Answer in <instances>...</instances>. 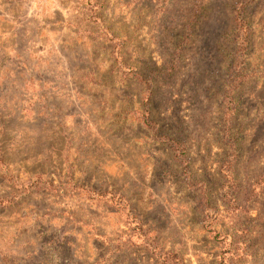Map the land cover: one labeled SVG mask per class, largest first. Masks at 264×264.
Wrapping results in <instances>:
<instances>
[{
  "label": "rangeland",
  "instance_id": "374dc122",
  "mask_svg": "<svg viewBox=\"0 0 264 264\" xmlns=\"http://www.w3.org/2000/svg\"><path fill=\"white\" fill-rule=\"evenodd\" d=\"M0 264H264V0H0Z\"/></svg>",
  "mask_w": 264,
  "mask_h": 264
},
{
  "label": "trees",
  "instance_id": "16d2710c",
  "mask_svg": "<svg viewBox=\"0 0 264 264\" xmlns=\"http://www.w3.org/2000/svg\"><path fill=\"white\" fill-rule=\"evenodd\" d=\"M239 24L243 25V22L241 20H239Z\"/></svg>",
  "mask_w": 264,
  "mask_h": 264
}]
</instances>
